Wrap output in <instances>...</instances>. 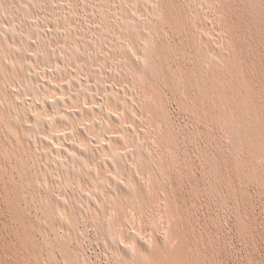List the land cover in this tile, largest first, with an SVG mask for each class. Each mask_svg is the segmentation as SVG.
Instances as JSON below:
<instances>
[{"label":"rangeland","instance_id":"obj_1","mask_svg":"<svg viewBox=\"0 0 264 264\" xmlns=\"http://www.w3.org/2000/svg\"><path fill=\"white\" fill-rule=\"evenodd\" d=\"M101 1L0 0V126L18 127L0 140V264H264V0ZM57 53L98 109L70 132L111 147L26 176L13 165L48 150L47 129L29 132L53 119L38 100ZM111 172L125 189L105 186Z\"/></svg>","mask_w":264,"mask_h":264},{"label":"bare ground","instance_id":"obj_2","mask_svg":"<svg viewBox=\"0 0 264 264\" xmlns=\"http://www.w3.org/2000/svg\"><path fill=\"white\" fill-rule=\"evenodd\" d=\"M101 1V0H100ZM106 1V0H105ZM101 2H103V1H101ZM13 4V3H12ZM30 5V4H29ZM114 5V4H113ZM31 6V5H30ZM136 6V5H135ZM4 7V6H3ZM26 7H28V6H26ZM111 7H112V5H111ZM10 8V7H9ZM22 8V7H21ZM135 8V7H134ZM5 9V8H4ZM11 9V8H10ZM144 9V8H143ZM23 10H25V9H23ZM29 10V9H28ZM72 13V12H71ZM70 15V14H69ZM103 15V14H102ZM111 16V15H110ZM131 16H132V14H131ZM136 16V15H135ZM99 17V16H98ZM137 17V16H136ZM12 18V17H11ZM18 18V17H17ZM75 18V17H74ZM121 19V18H120ZM162 19V18H161ZM18 20V19H17ZM102 20V19H101ZM122 20V19H121ZM137 20H139L138 18H137ZM148 20V19H147ZM105 21V20H104ZM20 22V21H19ZM47 22V21H46ZM124 22V21H123ZM149 22V21H148ZM36 23V22H35ZM38 23V22H37ZM134 22H132L131 24L132 25H135V24H133ZM31 24V23H30ZM78 24V23H77ZM122 24H124V23H122ZM127 24V23H126ZM126 24H124V25H126ZM93 25H94V23H93ZM19 27V26H18ZM31 27H32V25H31ZM81 27V26H80ZM111 27V26H110ZM7 29V28H6ZM126 29V28H125ZM152 29V28H151ZM3 30H5V29H3ZM2 30V31H3ZM8 30V29H7ZM11 30H13V29H11ZM49 30V29H48ZM119 30V29H118ZM38 31V30H37ZM106 31V30H105ZM120 31V30H119ZM152 31V30H151ZM31 32V31H30ZM69 32V31H68ZM7 33V32H6ZM13 33V32H12ZM106 33V32H105ZM107 33H109L108 31H107ZM112 33V32H111ZM114 33V32H113ZM37 34V33H36ZM8 35H10V34H8ZM17 35V34H16ZM20 35V34H19ZM43 35V34H42ZM82 35H83V33H82ZM12 36V35H11ZM11 36H8V38L10 39L11 38ZM41 36V35H40ZM109 36V35H108ZM110 36H111V34H110ZM15 38V36L13 35V38H11L12 40ZM118 38H119V36H118ZM27 39V38H26ZM25 40V39H24ZM84 40V39H83ZM11 41V40H10ZM54 41V40H53ZM79 41H80V39H79ZM86 42V41H85ZM118 42H119V40H118ZM149 42H150V40H149ZM155 42V41H154ZM62 43V42H61ZM151 43V42H150ZM104 44V43H103ZM127 44V43H126ZM147 44V43H146ZM48 45V44H47ZM107 45V44H106ZM142 45V44H141ZM152 45V44H151ZM71 46V45H70ZM123 46V45H122ZM125 46V45H124ZM65 47V46H64ZM96 47V46H95ZM128 47V46H127ZM141 47H143V46H141ZM145 47V46H144ZM117 48V47H116ZM126 48V47H125ZM151 48V47H150ZM65 49V48H64ZM148 49V48H147ZM146 49V50H147ZM74 50V49H73ZM76 50V49H75ZM127 50H129V48L127 49ZM126 50V51H127ZM134 50V49H133ZM152 50V49H151ZM9 51V50H8ZM12 51H13V49H12ZM19 51V50H18ZM59 51V50H58ZM71 51V50H70ZM69 51V52H70ZM113 51V50H112ZM119 51V50H118ZM149 51V50H148ZM60 52V51H59ZM62 52H63V50H62ZM123 52H124V50H123ZM122 52V53H123ZM138 52H139V50H138ZM51 53V52H50ZM82 53V52H81ZM137 53V52H136ZM144 53V52H143ZM145 53H147V52H145ZM55 54V53H54ZM58 54V53H57ZM72 54V53H71ZM75 54V53H74ZM133 53H131V52H127V54L125 55L126 56V58H127V60H128V58H129V60L128 61H131L130 63H132L133 65H135L134 64V62H135V59H134V57H133V55H132ZM139 54V53H138ZM137 54V55H138ZM142 53H140V55H141ZM79 55V54H78ZM139 55V56H140ZM144 55H146V54H144ZM148 55V54H147ZM40 56V55H39ZM70 56V55H69ZM68 56V57H69ZM79 56H81V55H79ZM84 56V55H83ZM142 56V55H141ZM150 56V55H149ZM73 57V56H72ZM72 57L70 58L71 60H72ZM87 57V56H86ZM147 57V56H146ZM15 58V57H14ZM107 58V57H106ZM139 58V57H138ZM42 59V58H41ZM91 59V58H90ZM148 59V58H147ZM48 60H49V58H48ZM105 60H107V59H105ZM104 60V61H105ZM140 60V59H139ZM3 61V60H2ZM5 61V60H4ZM30 61V60H29ZM31 61H32V58H31ZM49 61H51V67H49V69H45L44 71H43V76L42 77H44L43 79H44V81H43V79H42V81L43 82H41L42 83V85L43 86H45V87H49V88H51V91L52 90H54L55 91V93H54V95H52V96H49V94L48 95H44L43 96V100H41V101H43V103L41 104V101L40 100H38L39 102H40V105L42 106H45V107H48L50 110H51V113H50V115L51 116H53V122L55 121V123H58V125H60V126H55L54 125V123L52 122V120L51 121H48V120H45L44 118H45V116H44V118L42 119V120H40L39 118H42V117H38V116H34L33 118L35 119V121L34 120H32V121H34V126H32L31 127V129H30V134L31 133H33V132H35L34 131V129L35 128H38V127H42V128H44V129H47V135L48 136H46V138H43V139H41V142H42V145H44L45 147H47L48 148V150L47 151H41V152H39L38 153V156L32 161V162H30V164H25V161H23L24 162V164H18V163H16V165H13V167L15 168V169H17L21 174H23V175H30L31 173H33L32 172V170L34 169V170H38V167L40 166V163H41V160L42 159H47V160H53L54 162H56V161H58V157H66V159L67 160H70V163H71V165H72V163H74V164H83V162L85 161V159L84 158H87L88 156H90V155H92L93 154V152H94V150H95V146L93 145V144H95V143H93L92 144V141L90 142V140L88 139V140H86V145H85V147L83 148V141H81V140H79V139H77V138H75L74 136H73V132H70L71 130H69V124H70V121L74 118V117H77V116H82V115H87V116H93L97 111H98V109H96L94 106H91L90 104L92 103L91 101H93V99H95V97H94V92H93V87H91L89 84H88V82H86V80H84L81 76L80 77H77L76 76V74L75 73H73L72 71H71V68H69L68 67V65H71V61L69 62V64H67L66 63V61L65 60H63V58H62V56H61V53H59L57 56H56V58L52 61V60H49ZM69 61V60H68ZM67 61V62H68ZM109 61V60H108ZM134 61V62H133ZM5 63V66H6V64L7 63H9V65H12V63H11V61H9V62H4ZM3 63V64H4ZM129 63V62H128ZM136 63V62H135ZM32 63H28L27 65L25 64V66H27V68H29L28 69V71H30V68H31V65ZM145 64V63H144ZM156 65L157 64H155L154 65V68H156ZM89 66V65H88ZM87 66V67H88ZM10 68H9V70H11V71H9L10 73L12 72L14 75L15 74H17V72H16V69L13 67L12 68V66H9ZM77 67V66H76ZM85 67V66H84ZM158 67V66H157ZM26 68V67H25ZM78 68V67H77ZM120 68V67H119ZM139 68H141V67H139ZM153 68V69H154ZM5 69H7V66H6V68ZM33 69V68H32ZM85 69H87L86 67H85ZM145 69V68H144ZM25 70H27V69H25ZM81 70V69H80ZM100 70V69H99ZM141 70V69H140ZM174 71V70H173ZM36 72V71H35ZM9 73V74H10ZM11 73V74H12ZM0 74H1V72H0ZM37 74V73H36ZM116 74V73H115ZM123 74V73H122ZM141 74V73H140ZM80 75V74H79ZM126 75V74H125ZM38 76V75H37ZM37 76H36V78H37ZM40 77V79L42 78L41 76H39ZM112 77V76H111ZM13 78H14V76H13ZM26 78V77H25ZM1 79H3V78H1ZM24 79V78H23ZM29 79H31V78H29ZM134 79V78H133ZM138 79V78H137ZM159 79H160V77H159V75L158 74H153L152 76H151V78L149 79L150 81H152V83H156V82H158L159 81ZM32 80L33 79H31V81L30 82H32ZM36 80V79H35ZM38 80V79H37ZM12 81H14L15 82V80L13 79ZM18 81V80H17ZM39 81V80H38ZM41 81V80H40ZM5 83V82H4ZM34 83V82H33ZM37 83V82H36ZM44 83V84H43ZM138 83V82H137ZM6 84V83H5ZM15 84V83H14ZM102 84V83H101ZM132 84V83H131ZM18 85V84H17ZM38 85V84H37ZM41 85V84H40ZM40 85H38V86H40ZM179 85V84H178ZM15 87H16V85H15ZM14 87V88H15ZM98 87H99V85H98ZM182 87V86H181ZM5 88L6 87H4V90H5ZM17 88H20V89H24V88H22V87H19V85L16 87V89ZM39 88V87H38ZM39 89H42V86H41V88H39ZM28 90H30V89H28ZM109 90V89H108ZM182 90V89H181ZM12 91V90H11ZM22 91V93H24L23 92V90H21ZM38 91L39 90H37V93L35 94V95H37L38 94ZM53 91V92H54ZM117 91V90H116ZM116 91H115V93H116ZM13 92V91H12ZM18 92V91H17ZM16 92V93H17ZM20 92V91H19ZM111 92V91H110ZM5 93H6V90H5ZM10 93V92H9ZM16 93H14V94H16ZM21 93V94H22ZM28 94V96H30V94H29V91L27 92ZM43 93V92H42ZM247 93V92H246ZM18 94H20V93H18ZM18 94H16V95H18ZM25 94H26V90H25ZM24 94V95H25ZM119 94V93H118ZM26 95V96H27ZM35 95H33V97L35 96ZM19 96V95H18ZM38 96H39V94H38ZM107 96V95H106ZM15 97H17V96H15ZM32 97V98H33ZM40 97L41 96H39V99H40ZM116 97L118 98V96L116 95ZM9 98H10V96H9ZM36 98V97H35ZM34 98V99H35ZM113 98V97H112ZM1 99V98H0ZM18 99V98H17ZM30 99V98H29ZM115 99V98H114ZM89 100H91L90 102V104L88 103V101ZM111 100V99H110ZM15 101H18L19 102V100H16L15 99ZM33 102H34V100H32ZM18 102H16V104L18 103ZM5 103V102H4ZM26 103H27V101H26ZM30 103V102H29ZM96 103V102H95ZM2 104V103H1ZM20 104V103H19ZM28 104V103H27ZM36 104V103H35ZM38 104V103H37ZM21 105H23V104H21ZM17 106V105H16ZM35 105H33V106H31L32 108L34 107ZM37 106V105H36ZM41 106H39V107H41ZM1 107H3L2 105H1ZM19 107H21L20 105H19ZM26 107H27V105H26ZM124 106H122L121 108H123ZM23 108H24V105H23ZM22 108V109H23ZM28 108H30V106H28ZM35 109H34V111L35 110H38V109H40V108H38V107H34ZM42 108V107H41ZM47 108V109H48ZM102 108V107H101ZM1 109V108H0ZM20 109V108H19ZM26 109V108H25ZM31 109V108H30ZM27 110V109H26ZM41 110V109H40ZM3 111V110H2ZM13 111V110H12ZM41 112V111H40ZM10 113V112H9ZM49 113V112H48ZM20 114L23 116V110H22V112H20ZM35 114V113H34ZM38 114V113H37ZM40 114V113H39ZM44 114H46V113H44ZM114 114V113H113ZM13 115H15V114H13ZM32 115V114H31ZM30 115V116H31ZM1 116V115H0ZM27 116V115H26ZM108 116V115H107ZM3 117H5V116H3ZM3 117H1V118H3ZM24 117H25V115H24ZM32 117V116H31ZM11 118V117H10ZM12 118H14V117H12ZM19 118V117H18ZM32 118V119H33ZM51 118V117H50ZM94 118V117H93ZM106 118H108V117H106ZM110 118V117H109ZM17 119V118H16ZM16 119H15V123L18 121H16ZM111 119V118H110ZM118 119V118H117ZM117 119H116V121H117ZM12 120V119H11ZM11 120H9V121H11ZM108 120V119H107ZM25 121L27 122V120L25 119ZM93 121H94V119H93ZM92 121V124H91V126L90 127H88L87 129H84V130H90L89 128H98L99 130H102L103 128H104V126L102 125V124H100V123H98V122H93ZM114 121H115V119H114ZM18 122H20V121H18ZM15 125V124H14ZM17 125V124H16ZM27 124L25 123V126H26ZM32 125V124H31ZM86 125V124H85ZM107 125V124H106ZM27 126H29V125H27ZM109 127V126H108ZM125 127V126H124ZM13 128H18V127H14L13 126V123H10L9 125L8 124H4V125H2V126H0V140L1 139H6V138H9V137H11V135L13 134ZM106 128V127H105ZM79 129H81V128H79ZM123 129V128H122ZM27 130L29 131V127H27ZM125 130V129H124ZM45 131V130H44ZM82 132V134H85L86 135V132L87 131H83V129L81 130ZM89 132V131H88ZM103 132V131H102ZM73 133V134H72ZM27 134V133H26ZM35 135V134H34ZM78 135V134H77ZM76 135V136H77ZM29 135H26L25 137H28ZM33 138H34V136L33 135H31ZM83 136V138H84V135H82ZM31 137V138H32ZM37 137H38V135H37ZM43 137V136H42ZM79 137V136H78ZM89 137V136H88ZM38 138H40V137H38ZM91 138V137H90ZM121 138H123V137H121ZM109 139V140H107L108 141V143L110 144V142H112L113 144H115V143H120L121 142V140L122 139ZM11 139V138H10ZM26 139V138H25ZM14 140V139H13ZM30 140V139H29ZM28 139L26 140V141H29ZM36 140V139H35ZM38 140H40V139H38ZM97 140V139H96ZM101 140V139H100ZM82 143H81V142ZM36 142V141H35ZM123 142V141H122ZM27 143V142H26ZM31 143V142H30ZM33 143H34V139H33ZM39 143H40V141H39ZM99 142H97L96 144H98ZM106 143V142H105ZM107 143V144H108ZM35 144V143H34ZM36 146V145H35ZM40 146H41V143H40ZM108 147H109V145H107ZM97 147V146H96ZM99 147V146H98ZM104 147V146H103ZM103 147H101L100 146V148H103ZM111 147V146H110ZM110 147H109V149H110ZM34 148V147H33ZM37 148V147H36ZM100 148H99V151L98 150H95V152L97 151V153L99 154V152L101 151L102 152V150L104 151V149H106L107 147H105V148H103L102 150H100ZM19 149V148H18ZM20 149H21V147H20ZM108 149V148H107ZM108 149V150H109ZM27 150V149H26ZM37 150V149H36ZM46 150V149H45ZM36 152H38V151H36ZM100 152V153H101ZM96 153V154H97ZM37 155V154H36ZM111 155H113V156H115L114 154H112L111 153ZM128 156V155H127ZM1 157H3V156H1ZM116 157V156H115ZM123 157V156H122ZM130 158V157H129ZM84 159V160H83ZM90 158L88 157V160H89ZM123 158H121L120 156L119 157H116L115 158V160L113 161V162H108V164L107 165H109L108 167H110V169H113V171H114V169H115V167L117 168V167H119L118 165H122V163H120L121 161L123 162V160H122ZM27 160V159H26ZM44 160V161H45ZM61 160V159H60ZM88 160H86L87 162H88ZM113 160V159H112ZM62 161V160H61ZM65 161V160H64ZM20 162V161H19ZM23 162H21V163H23ZM47 162V161H46ZM60 162V161H59ZM67 162V161H66ZM102 162H104V161H102ZM15 163V162H14ZM61 163V162H60ZM59 163V164H60ZM45 164V163H44ZM47 164V163H46ZM50 164V163H49ZM55 164V163H54ZM53 164V162H51V166L52 165H54ZM62 164V163H61ZM60 164V166H62ZM66 165L65 166H68L69 165V163H65ZM68 164V165H67ZM86 164V163H85ZM43 165V164H42ZM56 165H57V163H56ZM63 165H64V162H63ZM50 166V165H49ZM50 166V167H51ZM79 166L81 167V165H78V169H77V171L79 172ZM84 166V165H83ZM101 166H103V167H106V166H104V164H102ZM101 166H98L97 167V169L98 168H102ZM12 167V168H13ZM54 166H52V168H53ZM69 167V169H70V166H68ZM45 168V167H44ZM121 168V167H120ZM132 167H130V169H129V172H130V174H129V176H133V170L131 169ZM46 169V168H45ZM53 169H55V168H53ZM63 169L64 170H66L67 169V167H66V169L63 167ZM97 169H94V171L96 170L97 171ZM105 169V168H104ZM51 170V169H50ZM62 170V169H61ZM68 170V169H67ZM81 170H83V169H81ZM52 171V170H51ZM69 171V170H68ZM76 171V173L79 175V173ZM93 171V170H92ZM111 171V170H110ZM84 172V171H83ZM55 173V172H54ZM114 173H115V175H114ZM17 174V173H16ZM44 174H45V171H44ZM91 174V173H90ZM93 174V173H92ZM120 174H121V172H120ZM23 175H21V176H23ZM78 175H76L77 176V178L78 179H81V177L79 178L78 177ZM84 175V174H83ZM95 175V174H94ZM93 175V176H94ZM135 175V174H134ZM17 176H18V174H17ZM20 176V177H21ZM92 176V175H91ZM59 177V176H58ZM31 178V177H30ZM106 178V177H105ZM59 179V178H58ZM86 180V179H85ZM137 180V179H136ZM95 182V181H94ZM105 183H107V184H105V186L106 185H113L114 186V188L116 187V188H119V190L118 191H120V190H122V189H125V184H122L121 182H120V180L117 178V176H116V172H111V175H109L108 177H107V180L105 181ZM125 183V182H124ZM128 183V182H127ZM96 184V183H95ZM94 184V185H95ZM91 185V184H90ZM103 185H104V183H103ZM108 185V186H109ZM127 185V184H126ZM38 186V185H37ZM46 186V185H45ZM92 186V185H91ZM107 186V187H108ZM112 186V187H113ZM111 187V188H112ZM103 188V187H102ZM113 188V189H114ZM122 188V189H121ZM127 188H128V186H127ZM100 189H101V186H100ZM99 189V190H100ZM109 189V188H108ZM142 190H143V188H141ZM107 191V190H106ZM106 191H105V193H106ZM141 191V190H140ZM84 192V191H83ZM110 192V191H109ZM114 192H117V191H114ZM123 192H126V190H124ZM130 193V192H129ZM136 193V192H135ZM116 194V193H115ZM88 195V194H87ZM96 195V194H95ZM57 197V196H56ZM107 197V196H106ZM81 198V197H80ZM109 198V197H108ZM86 199V198H85ZM101 199V198H100ZM57 200V199H56ZM55 202V201H54ZM57 202H59V201H56L55 203H57ZM63 201H60V203H62ZM113 203V202H112ZM63 204V203H62ZM108 204V203H107ZM141 205V204H140ZM65 206V205H64ZM88 206V205H87ZM67 208V207H66ZM82 208V207H81ZM114 213V212H113ZM132 214V213H131ZM60 217V216H59ZM61 220V223L60 224H62V225H66V224H68L69 225V223L67 222H65V220H62V219H59L58 221H60ZM42 221V220H41ZM59 228V227H58ZM70 228V227H69ZM71 229V228H70ZM80 237H82V236H80ZM135 237V236H134ZM134 237H132V239L133 240H135L134 239ZM159 238V237H158ZM80 239V238H79ZM148 239H150V238H148ZM136 240H138V238L136 239ZM161 240V239H160ZM139 241H140V239H139ZM138 241V242H139ZM136 242V241H135ZM141 242V243H140ZM139 243L144 247L145 246V244L144 243H142V241H140ZM118 244V243H117ZM129 244V243H128ZM131 244V243H130ZM140 245V246H141ZM122 246V245H121ZM145 248H146V246H145ZM124 249H126V248H124ZM129 249H130V247H129ZM131 249H132V247H131ZM131 249L130 250H124L126 253L128 252V255H129V251H131ZM116 250V249H115ZM117 251V250H116ZM127 255V256H128ZM131 256V255H130Z\"/></svg>","mask_w":264,"mask_h":264}]
</instances>
